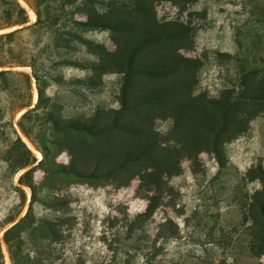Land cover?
<instances>
[{
    "label": "rangeland",
    "instance_id": "1",
    "mask_svg": "<svg viewBox=\"0 0 264 264\" xmlns=\"http://www.w3.org/2000/svg\"><path fill=\"white\" fill-rule=\"evenodd\" d=\"M122 2L0 0V31L17 27L0 32V72H6L0 75L4 264H13L5 232L27 214L32 202L38 234L46 238L44 248L37 249L35 234L25 232L24 259L18 264H264V111L234 126L236 139L224 167L213 151L195 153L179 140L175 154L132 162L109 177L104 163L96 171L90 167L101 159L92 148L102 146L113 158L118 144L121 149L133 144L129 137L116 139L112 151L105 137L63 135L47 119L52 114L99 121L120 107V75L101 77L73 64L97 62L99 52L115 56L127 52L131 37L125 31L77 24L93 15L97 19L106 14L111 20L123 16ZM112 4L119 6L111 9ZM154 8L170 28L185 29L190 13H206V19L192 23L195 46L169 56L206 62L201 88L236 81V75L227 81L226 63L243 62L242 43L250 46L255 61L263 60L264 0H160ZM147 9H152L151 3ZM7 33L12 36L1 37ZM37 77L47 99L38 115L24 122L30 130L27 136L19 123L37 106ZM168 129L167 124L161 127L163 138ZM34 143L39 148L46 145L52 153L40 160ZM34 158L36 163L18 169ZM57 164L76 165L82 173L58 172Z\"/></svg>",
    "mask_w": 264,
    "mask_h": 264
},
{
    "label": "trees",
    "instance_id": "2",
    "mask_svg": "<svg viewBox=\"0 0 264 264\" xmlns=\"http://www.w3.org/2000/svg\"><path fill=\"white\" fill-rule=\"evenodd\" d=\"M158 1L160 0H123L121 6H109L111 9L119 6L124 12L123 16L111 20L106 14L99 15L97 19H94L93 15L86 22L77 23L80 26L123 30L131 37L127 39L128 50L122 56L107 52L102 55L99 52L97 62L83 64L76 61L73 64L91 68L95 75L99 74L101 77L108 73L120 75V107L100 117L103 120L99 121L95 117L77 119L47 115L55 132L72 137L74 133L98 139L105 137V144L112 151H115L113 143L116 139L129 137L127 139L133 141V144L125 149H121V146L119 148L118 144L116 151L119 153L113 158L107 156L109 153L102 146L92 148L95 155L101 156V159L97 166L90 167L96 171L104 163L107 165L104 171L108 177L132 162L141 163L158 156L175 154L179 140H184L188 149L195 153L213 151L224 167L229 161V146L236 139L234 126L241 121L252 120L264 111V57L262 62L255 61L252 57L253 51L249 53L250 46L242 43L239 57L243 58V62L226 63L227 81L229 82L233 75H236V81L226 87L201 88L206 62L171 60L169 56L179 49L195 46L196 28L192 23L201 18L206 19L207 15L202 11L192 12L185 29L170 28L157 15L154 6ZM181 1L197 3L201 0ZM149 3L152 4L150 10L147 9ZM24 22L25 20H22V23ZM38 25L39 22L31 27L34 29ZM12 33L2 34L1 37H10ZM77 39L83 43L86 41L81 36H77ZM231 65L234 67L233 72ZM4 73L6 72L2 71L0 75ZM40 82L41 79L37 77V106L24 113L19 123L27 136L30 130L24 122L32 115H38V109L42 108L47 99L46 89ZM165 124L169 129L163 138L161 127ZM17 140L26 147L19 136ZM54 143L58 144V141L55 139ZM36 147L39 148L37 145ZM48 149L46 145L39 148L45 158L52 153ZM36 162L35 158L33 161H26L18 169L27 168ZM55 168L58 172L82 173L76 165L57 164ZM262 204L264 213V200ZM39 226L33 214L32 202L27 214L5 232L4 239L13 264L23 262V249L27 244L25 232L35 234V238L39 240L33 242L37 249L44 248L43 240L46 238L39 236ZM132 233L131 228L129 235H133ZM139 241L142 239L139 238ZM0 264H4L1 241Z\"/></svg>",
    "mask_w": 264,
    "mask_h": 264
},
{
    "label": "bare ground",
    "instance_id": "3",
    "mask_svg": "<svg viewBox=\"0 0 264 264\" xmlns=\"http://www.w3.org/2000/svg\"><path fill=\"white\" fill-rule=\"evenodd\" d=\"M23 2V0H21ZM30 15H31V18L32 19H35L36 18V14L33 10H30ZM17 27H12L11 29H6V30H1L0 32H5V31H12V30H16ZM39 100V93L36 91L35 92V95H34V102H38ZM24 113V111H21L19 116H21L22 114ZM24 139L26 140V142L28 143L29 147L34 149L33 145L29 142V140H27L25 137ZM39 156H40V160L43 159V155L41 153H39Z\"/></svg>",
    "mask_w": 264,
    "mask_h": 264
},
{
    "label": "water",
    "instance_id": "4",
    "mask_svg": "<svg viewBox=\"0 0 264 264\" xmlns=\"http://www.w3.org/2000/svg\"><path fill=\"white\" fill-rule=\"evenodd\" d=\"M17 30V29H16Z\"/></svg>",
    "mask_w": 264,
    "mask_h": 264
}]
</instances>
